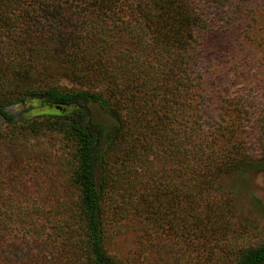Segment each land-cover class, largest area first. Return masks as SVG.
I'll use <instances>...</instances> for the list:
<instances>
[{"label": "rangeland", "instance_id": "rangeland-1", "mask_svg": "<svg viewBox=\"0 0 264 264\" xmlns=\"http://www.w3.org/2000/svg\"><path fill=\"white\" fill-rule=\"evenodd\" d=\"M141 1H119L112 22L90 11L77 45L0 39V97L17 119L63 109L18 101L30 78L116 110V137L102 108L89 114L111 125L97 182L120 264H233L264 242V0H184L203 19L191 31L175 4L161 15ZM72 154L62 133L23 134L0 115V264H85L66 252L83 238Z\"/></svg>", "mask_w": 264, "mask_h": 264}, {"label": "trees", "instance_id": "trees-1", "mask_svg": "<svg viewBox=\"0 0 264 264\" xmlns=\"http://www.w3.org/2000/svg\"><path fill=\"white\" fill-rule=\"evenodd\" d=\"M119 1L124 0H0V39L13 37L14 42L21 40L23 45L32 35L38 34L43 41L55 45L59 43H64L66 46L77 45L81 42V27L94 23L89 13L94 11L98 13H96L97 16H102V19L108 18L111 22L115 21L119 19L116 16L120 9ZM151 1L153 5L161 9L159 11L161 15H166L172 8L169 5L175 4V9L180 13L176 17L177 21L178 18L182 19L180 25H184L187 31L193 30L194 26H198L203 20L200 14L196 15L193 8L184 0ZM226 1L228 0H216L220 5ZM142 19L150 23L152 15L144 11ZM196 22L198 24L194 25ZM136 29L142 30L138 27ZM15 33L18 34V38L14 37ZM100 52L101 50L98 49V54ZM31 73L26 76L29 77ZM177 80L186 88L185 83L188 82L189 77H179ZM28 81L22 86L15 85L14 88L21 89L18 93V101L27 96H38L42 97L48 105L60 104L63 109L52 114L42 113L30 118L17 119L6 109V105L13 102L2 101L4 99L0 97V115L13 130L20 128L23 134L56 131L62 133L73 145L74 168L71 184L79 193L78 219L81 222L83 238L82 246L81 241L68 245L67 257L74 263H82L81 260H84L85 264H120L119 260L109 254L104 246L101 205L104 186L97 182V173L106 157L104 141L108 127L112 125V137L121 134L123 126L120 117L117 116L116 110L112 108L108 99L98 92L64 90L57 86L42 89L39 84L35 86L32 79L29 78ZM94 106L102 108L108 119H112L111 125L108 126L89 114L91 108L95 112ZM243 166L241 163L233 167L229 165L227 168L234 170ZM218 168L224 167L221 165ZM233 264H264V242L239 249Z\"/></svg>", "mask_w": 264, "mask_h": 264}]
</instances>
